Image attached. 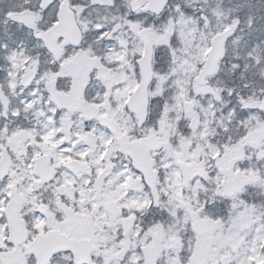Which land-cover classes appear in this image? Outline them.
Here are the masks:
<instances>
[{"label":"snow or ice","instance_id":"1","mask_svg":"<svg viewBox=\"0 0 264 264\" xmlns=\"http://www.w3.org/2000/svg\"><path fill=\"white\" fill-rule=\"evenodd\" d=\"M0 264H264V0H0Z\"/></svg>","mask_w":264,"mask_h":264}]
</instances>
